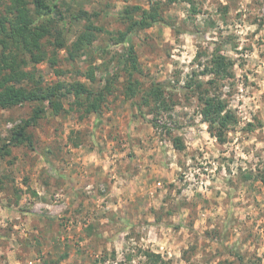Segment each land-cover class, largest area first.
Listing matches in <instances>:
<instances>
[{
	"label": "rangeland",
	"instance_id": "1",
	"mask_svg": "<svg viewBox=\"0 0 264 264\" xmlns=\"http://www.w3.org/2000/svg\"><path fill=\"white\" fill-rule=\"evenodd\" d=\"M53 1L66 44L84 29L80 10L96 14L95 39L73 59L43 39L56 64L25 68L44 86L79 81L94 92L113 75L112 92L96 113L72 95L58 114L46 107L26 128L32 144L10 136L39 104L0 108L10 150L0 154V264H144L146 251L170 264H264V0H162L165 22L128 42L118 41L122 10L148 0ZM128 45L142 70L133 96L118 63ZM215 53L226 71L209 70ZM152 81L167 112L145 102ZM212 96L234 116L224 141L200 113Z\"/></svg>",
	"mask_w": 264,
	"mask_h": 264
},
{
	"label": "trees",
	"instance_id": "2",
	"mask_svg": "<svg viewBox=\"0 0 264 264\" xmlns=\"http://www.w3.org/2000/svg\"><path fill=\"white\" fill-rule=\"evenodd\" d=\"M5 1V7L0 11V108H9L26 102H35L32 119L26 120L12 131L10 141L20 144L28 141L32 144L26 132L30 122L45 111L48 107L54 114L63 109L61 99L67 95L74 97L75 104L82 109L84 114L97 112L101 108V101L107 94L112 92V76L105 79L103 86L96 92L90 90L84 83L74 81L65 83L57 81L50 85H43L41 76L36 78L35 71L27 70L29 63L47 61L55 65L57 60L55 54L47 56L43 39L51 42L55 39L59 48H65L71 59H73L86 47L90 46L94 38V29H97L91 19L96 14H89L80 10L73 14V18L84 19V29L77 37L66 44L63 37V29L58 23L63 20V12L55 1L50 0H0ZM149 8H142L139 5L126 6L122 10V18L128 21L125 30L119 32L118 41L128 42L129 34L143 28H148L155 23H164L165 18L160 12L162 0H148ZM170 1V0H169ZM174 1V0H171ZM139 12V16H134ZM124 69L129 67L127 83L124 88L126 96H133L139 81L133 78L135 72L142 73L132 45H128L118 61ZM210 71H226L230 65L225 56L215 53L211 59ZM35 69V68H34ZM93 71L87 73V77L93 79ZM148 99L145 101L150 106L151 112L159 114L160 111H168L169 105L165 101L164 85L152 81L146 89ZM46 103V104H44ZM211 132L224 141L223 128H226L227 121L233 120L231 111L227 110L223 101L217 96L207 97L204 106L200 111ZM217 124V125H216ZM176 142L180 140L175 139ZM181 149V144H176ZM32 146V145H31ZM8 142L0 146V154L9 153ZM264 188V174L258 176ZM146 261L144 264H170L161 254L151 251L145 252ZM105 256H101L99 262L105 263Z\"/></svg>",
	"mask_w": 264,
	"mask_h": 264
}]
</instances>
